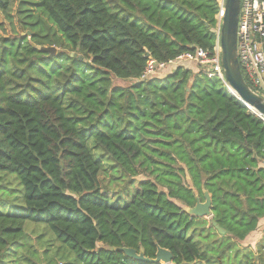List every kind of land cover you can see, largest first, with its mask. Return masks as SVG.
Wrapping results in <instances>:
<instances>
[{
  "label": "trees",
  "instance_id": "16d2710c",
  "mask_svg": "<svg viewBox=\"0 0 264 264\" xmlns=\"http://www.w3.org/2000/svg\"><path fill=\"white\" fill-rule=\"evenodd\" d=\"M13 2L0 0L8 20ZM218 9L18 0L21 33L0 36V171L23 206L0 211V263L65 264L66 248L71 264H151L117 249L153 259L160 247L170 264H264V229L247 243L264 218V121L198 60L140 80L148 59L212 57ZM112 171L116 188L102 185ZM204 191L209 220L185 211Z\"/></svg>",
  "mask_w": 264,
  "mask_h": 264
},
{
  "label": "built area",
  "instance_id": "2783aa9c",
  "mask_svg": "<svg viewBox=\"0 0 264 264\" xmlns=\"http://www.w3.org/2000/svg\"><path fill=\"white\" fill-rule=\"evenodd\" d=\"M218 12L215 16V46L213 56L209 57L203 49H197L194 54L186 53L177 57L180 60H198L200 64L212 66L208 76L224 79L220 64V35L224 16L225 0H217ZM237 58L243 77L259 92L264 94V0H241L237 27ZM174 63H157L148 59L140 80L163 71L167 65Z\"/></svg>",
  "mask_w": 264,
  "mask_h": 264
},
{
  "label": "water",
  "instance_id": "95a60500",
  "mask_svg": "<svg viewBox=\"0 0 264 264\" xmlns=\"http://www.w3.org/2000/svg\"><path fill=\"white\" fill-rule=\"evenodd\" d=\"M241 0H225V11L221 25L220 35V64L223 70L224 81L228 91L238 99L252 114L257 115L264 121V98L253 91L244 80L238 58H237V27L240 13ZM29 35V32H27ZM39 50L48 52L50 56L56 53L55 47H38ZM75 56V54H72ZM254 110V111H253ZM204 201L196 196V203L193 207L185 208L187 214L198 218H211V198L210 195L203 192ZM212 225L221 233L225 231L220 229L216 222L211 219ZM118 251L123 252L127 257L140 262L151 264H170L172 262V254L160 247L157 248L155 258L151 259L144 256L142 251L136 252L131 248H119Z\"/></svg>",
  "mask_w": 264,
  "mask_h": 264
},
{
  "label": "rangeland",
  "instance_id": "374dc122",
  "mask_svg": "<svg viewBox=\"0 0 264 264\" xmlns=\"http://www.w3.org/2000/svg\"><path fill=\"white\" fill-rule=\"evenodd\" d=\"M18 0H14L11 10L9 12L10 19L8 20L6 16L0 13V36L9 37L13 34H19L20 27L18 20L16 18V9H17ZM58 50V48H57ZM195 64H198L197 61L194 62ZM177 64H182L184 67L187 66H194V64L190 63V61L186 60H180L178 62H174L169 64L163 71H160L159 75H163L165 72H169L172 68H174ZM206 65V64H204ZM201 66V65H200ZM208 67H211V65H207ZM166 70V71H165ZM114 84H118L120 86H128L129 82L118 80L113 78ZM260 95V94H259ZM261 96V95H260ZM263 97V96H262ZM264 98V97H263ZM106 170L107 166L104 165ZM103 169V167H102ZM108 173H110L109 170H107ZM113 172V171H112ZM115 176H118L117 172H113L112 179H107L109 177L108 174H103L102 177L105 178L102 180V185H107L108 187L116 188L117 185L115 183H118V181L113 180ZM0 177H4L3 180H0V200H5L8 202L6 206L0 207V211H16L17 213H20L22 215L20 208L23 206L22 202V186L17 178V176L13 174H7L5 172L0 171ZM111 199L115 200V196H112ZM128 200V198L126 199ZM210 218H207L209 220ZM28 226H32V224H28ZM63 259L65 261V264H71L72 260L74 259V256L67 250L64 249L63 252ZM0 264H5V262H2Z\"/></svg>",
  "mask_w": 264,
  "mask_h": 264
},
{
  "label": "crops",
  "instance_id": "0c3cea01",
  "mask_svg": "<svg viewBox=\"0 0 264 264\" xmlns=\"http://www.w3.org/2000/svg\"><path fill=\"white\" fill-rule=\"evenodd\" d=\"M264 229V218L260 220L259 222V228L258 230L253 233L248 239L247 243H250V245L255 246L256 242L261 238V231Z\"/></svg>",
  "mask_w": 264,
  "mask_h": 264
},
{
  "label": "bare ground",
  "instance_id": "6f19581e",
  "mask_svg": "<svg viewBox=\"0 0 264 264\" xmlns=\"http://www.w3.org/2000/svg\"><path fill=\"white\" fill-rule=\"evenodd\" d=\"M254 111V110H253Z\"/></svg>",
  "mask_w": 264,
  "mask_h": 264
}]
</instances>
